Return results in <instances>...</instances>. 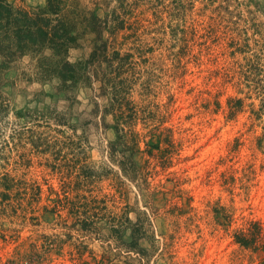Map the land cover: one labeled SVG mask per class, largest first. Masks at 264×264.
Returning <instances> with one entry per match:
<instances>
[{"label": "rangeland", "instance_id": "1", "mask_svg": "<svg viewBox=\"0 0 264 264\" xmlns=\"http://www.w3.org/2000/svg\"><path fill=\"white\" fill-rule=\"evenodd\" d=\"M73 4L127 21L116 47L133 54L130 98L140 115L133 125L144 151L140 167L150 171L161 208L153 218L157 250L148 263L264 264V251L233 238L250 222L264 227V0ZM82 46L70 50L71 61L87 57L88 44ZM35 67L25 56L0 71V98L9 105L0 112V264L22 263L35 252L42 254L39 264H83L82 258L94 264L101 244L73 228L67 212L53 215L51 208L59 198L97 197L116 212L129 207L134 220L147 202L143 181L120 176L110 156L117 133L115 116L103 112L106 98L82 86L68 99L56 96L57 82H37ZM237 100L242 107L230 116ZM49 109L61 125L40 116ZM167 136L174 146L171 165L161 159L168 145L160 140ZM160 142L151 157L149 144ZM6 174L12 191L5 189ZM218 209L230 215L231 227L217 224ZM81 242L88 247L83 257Z\"/></svg>", "mask_w": 264, "mask_h": 264}, {"label": "trees", "instance_id": "2", "mask_svg": "<svg viewBox=\"0 0 264 264\" xmlns=\"http://www.w3.org/2000/svg\"><path fill=\"white\" fill-rule=\"evenodd\" d=\"M126 23L116 12L111 17L102 18L94 11L79 8L73 0H46L44 7L36 8L14 7L7 0H0V71L10 69L25 56H31L36 63L37 82L44 86L57 82L51 91L54 95L68 99L80 86L99 91V95L109 102V107L106 106L103 112L115 116L117 140L110 146V156L120 167V176L133 179L139 175L143 181L140 187L146 193L147 202L142 210L135 212L134 220L130 217L129 207L116 212L109 207L107 200L97 197L89 201L84 197L83 201L59 198L51 208L49 213L53 215L61 216L67 212L73 228L92 234L91 239L101 244L100 260L94 264H149L157 250L153 218L158 216L161 208L150 186V171L148 168L142 171L140 167L144 151L140 146L139 133L133 126L140 115L130 98L134 84L131 78L133 54L123 53L116 47L117 33L125 29ZM83 43L89 47L87 57L71 61L70 50L83 49ZM6 102L0 98V112H7L9 105ZM236 103V107L231 106L230 116L242 107L240 100ZM40 116L59 125L63 122L61 116L50 109ZM160 141L168 145L161 156L162 162L171 165L173 141L170 136ZM161 143L149 144L152 147L147 153L155 156L153 149L161 151ZM87 175L92 174L87 172ZM9 178L6 174L4 186L7 191H12V184H7ZM3 197L4 201L10 199L9 194ZM165 201L169 200L166 198ZM215 213L218 225L232 226L230 215L223 209L215 210ZM233 238L242 247L255 252L264 251V227L257 222L236 230ZM80 245L84 249L78 246V253L83 257L88 247L82 242ZM41 259L42 254L35 252L26 256L22 263L11 259L9 264H39ZM81 260L83 264H93L83 258Z\"/></svg>", "mask_w": 264, "mask_h": 264}]
</instances>
